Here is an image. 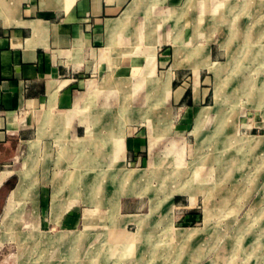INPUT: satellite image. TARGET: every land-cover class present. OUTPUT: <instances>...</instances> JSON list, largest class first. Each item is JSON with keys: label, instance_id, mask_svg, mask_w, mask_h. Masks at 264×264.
<instances>
[{"label": "crops", "instance_id": "1", "mask_svg": "<svg viewBox=\"0 0 264 264\" xmlns=\"http://www.w3.org/2000/svg\"><path fill=\"white\" fill-rule=\"evenodd\" d=\"M199 1L0 0V220L19 180L17 165L23 162L29 142L37 139L41 121L51 115L57 124L48 127L41 141L57 138L60 148L65 147L66 161L54 163L52 169H66V175L56 181L59 187L66 184V199L43 173L48 167L42 166L32 204L25 208L31 207L32 217L41 212L53 219L57 197L61 208L57 221L66 226V234L77 232L82 217L71 203L94 201L97 210L112 219L106 229L116 243L114 249L136 250L140 236L145 240L141 248L155 247L151 242L157 228H152L163 222L171 234L190 236V231L175 233L171 228L177 211L186 222L200 217L189 194H173L167 205L155 196L152 202L144 188L120 194L118 173L128 164L146 165L138 171L147 170L165 146L149 114H134L130 107L165 105L167 109L154 121L164 122V132L175 136L198 133L204 122L228 121L227 115L216 114L211 81L215 65H224L225 72L235 53L221 62V49L208 32L205 49L200 51L193 11L214 7L209 0ZM248 1L239 8L246 9ZM246 31L245 42L252 39ZM177 42H189L192 49L181 53ZM251 47L243 49L242 56L256 59L261 46ZM251 139L257 159L255 154L263 152L257 146L263 136ZM90 169L100 171L97 180L88 181ZM72 170L80 173L72 177ZM136 181L133 185L146 182ZM72 185L88 193L72 196ZM95 186L96 192H90ZM132 218L144 220L139 225ZM131 226L135 232L129 231ZM0 264H19L5 243L0 245Z\"/></svg>", "mask_w": 264, "mask_h": 264}, {"label": "rangeland", "instance_id": "2", "mask_svg": "<svg viewBox=\"0 0 264 264\" xmlns=\"http://www.w3.org/2000/svg\"><path fill=\"white\" fill-rule=\"evenodd\" d=\"M209 1L214 8L193 11L198 22L199 49H205L203 40L208 32L215 46L221 49L218 56L221 62L227 61L232 51L235 53L233 58L229 57L231 63L225 72L224 65H215L211 81L218 109L216 114L227 115V123L221 120L204 122L198 133L188 131L189 134L175 136L164 132V122L154 121L167 109L165 105L130 107L134 114L144 111L149 114L159 132L160 142L165 146L154 155L153 165L147 170L138 171L147 168L146 165L131 167L128 164L121 175L118 173L120 194L127 189L140 191L144 188L164 205L173 194H189L200 217L186 222L177 211L171 228L175 233L190 231V236L171 234L166 230L167 223L163 222L152 228H157L153 234L154 243L151 242L155 247L141 248L145 240L140 236L136 239L139 246L136 250L114 249L116 243L111 239L110 229H106L112 219L97 210L98 203L94 201L71 203L77 205L82 217L77 232L66 234V226L57 221L61 209L57 197L53 201V219L41 212L38 217H32L31 207L25 208L32 204L37 174L41 176L42 166L48 167L43 173H48L54 187L61 189L60 196L66 199V184L59 187L56 183L66 175V169H52L54 163L61 165L66 161L65 147L60 148L57 138L41 141L48 129L43 132L41 121L37 139L29 142L23 162L17 165V185L22 175L29 173V165L32 167L30 173L36 179L26 181L25 193L12 209H8L10 192L0 220V245L5 243L19 264L20 259L27 264H264V116L261 114L264 109V0H249L244 10L239 8L244 5V0H235L234 4L231 0ZM208 16L209 25L206 24ZM245 31L250 33V41L245 42ZM254 44L261 46L260 56L256 59L242 56L243 49L253 50ZM176 46L181 53L192 49L189 42H177ZM160 97L163 101L165 95ZM254 136H263L261 144H257L263 152L255 154L257 159L253 156L256 147L251 145ZM248 157L253 161L247 162ZM245 158L247 161L243 163L241 159ZM72 171V177L80 173L79 170ZM131 172L143 177L123 179V173ZM86 174L91 182L97 180L100 171L90 169ZM139 179H145V184L133 185V180ZM96 189V186L92 187L90 192H96ZM84 192L88 193V190ZM84 192L78 186L70 188L72 196ZM36 204L39 209L40 203ZM63 205L66 206V202ZM161 214L164 219V211ZM129 231L135 232V226Z\"/></svg>", "mask_w": 264, "mask_h": 264}, {"label": "bare ground", "instance_id": "3", "mask_svg": "<svg viewBox=\"0 0 264 264\" xmlns=\"http://www.w3.org/2000/svg\"><path fill=\"white\" fill-rule=\"evenodd\" d=\"M201 118V117H200ZM55 119H53V117L51 116V115H46L45 117H44V119L42 120V127H43V132L45 131V129L46 128H48L49 126H51V125H55V124H57V122L56 121H54ZM42 132V133H43ZM28 160V159H27ZM27 160L25 161V163L27 162ZM24 163V164H25ZM31 163V162H30ZM27 164V163H26ZM31 165H29L28 166V169H29V173H30V171L32 170V167H30ZM25 167V166H24ZM28 173V174H29ZM22 175V177H21V181H20V183L12 190V193L10 194V196H9V207H8V209H12L13 208V206H15L16 205V203H17V201H19L20 200V196L23 194V193H25V187L27 186L26 184V181L27 180H29V181H31V179L32 178H34V179H36V177H33L32 175H31V173L29 174V175ZM7 174H3V176H6ZM143 177V175H140V173H138L137 175H135V173H132L131 172V174L130 173H123L122 174V177H123V179H125V180H127V179H136L137 177H140V178H142ZM138 179V178H137ZM33 180V179H32ZM134 181V180H133ZM135 192V191H134ZM33 193V192H32ZM131 193H133L132 191H127V190H125V192L123 193V194H126V195H128V194H131ZM135 193H137V192H135ZM155 197H154V195H151V199H152V202H154V199ZM136 221L139 225H141L142 223H143V220L144 219H142V218H140V219H134V218H132V220L131 221ZM62 237V239H64L63 237L64 236H61ZM37 262V261H36ZM20 264H27L23 259L21 260L20 259Z\"/></svg>", "mask_w": 264, "mask_h": 264}]
</instances>
